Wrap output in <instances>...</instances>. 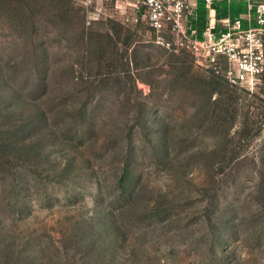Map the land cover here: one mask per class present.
Instances as JSON below:
<instances>
[{"label": "rangeland", "instance_id": "374dc122", "mask_svg": "<svg viewBox=\"0 0 264 264\" xmlns=\"http://www.w3.org/2000/svg\"><path fill=\"white\" fill-rule=\"evenodd\" d=\"M145 20L0 0V264H264V100Z\"/></svg>", "mask_w": 264, "mask_h": 264}, {"label": "built area", "instance_id": "2783aa9c", "mask_svg": "<svg viewBox=\"0 0 264 264\" xmlns=\"http://www.w3.org/2000/svg\"><path fill=\"white\" fill-rule=\"evenodd\" d=\"M102 12H117L127 22L145 20L157 33L167 32L169 40L157 43L170 50L189 51L200 67L221 78L230 87L250 95L262 90L264 100V0H244L247 17L227 16L215 29L207 18L199 28L189 25L190 0H76ZM205 7L212 0H203ZM231 2V0H225Z\"/></svg>", "mask_w": 264, "mask_h": 264}, {"label": "crops", "instance_id": "0c3cea01", "mask_svg": "<svg viewBox=\"0 0 264 264\" xmlns=\"http://www.w3.org/2000/svg\"><path fill=\"white\" fill-rule=\"evenodd\" d=\"M194 3L189 11V25L199 29L207 20L214 24L215 29L221 28L220 20L227 16L247 17V5L244 0H212L210 7L206 8L203 0H190Z\"/></svg>", "mask_w": 264, "mask_h": 264}]
</instances>
